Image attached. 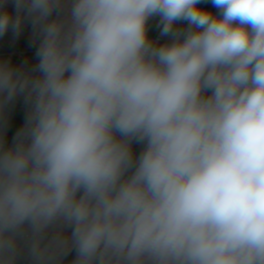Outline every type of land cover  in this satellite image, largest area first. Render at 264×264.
I'll return each instance as SVG.
<instances>
[{
    "label": "clouds",
    "instance_id": "9594fccd",
    "mask_svg": "<svg viewBox=\"0 0 264 264\" xmlns=\"http://www.w3.org/2000/svg\"><path fill=\"white\" fill-rule=\"evenodd\" d=\"M204 2L0 0V264H264V0Z\"/></svg>",
    "mask_w": 264,
    "mask_h": 264
},
{
    "label": "crops",
    "instance_id": "0c3cea01",
    "mask_svg": "<svg viewBox=\"0 0 264 264\" xmlns=\"http://www.w3.org/2000/svg\"><path fill=\"white\" fill-rule=\"evenodd\" d=\"M210 5H212L210 0H205V2L201 4V7ZM6 9L15 14L13 0H7ZM185 23L186 22H180L177 26L182 28V24ZM158 24L159 17L150 18L148 23L149 39L158 44L169 42L171 39L170 37L160 35V27H158ZM19 36L24 48L32 51L31 53L26 54L21 61L22 69L30 70L38 62V58L35 55L36 48L38 47V39L33 34V28L30 22L25 21ZM33 40H37L36 45H33ZM26 114L27 106L24 102L23 96L15 98L4 108L3 113L0 114V128H2L0 135L3 136L6 145L12 144L15 134L24 126ZM71 254L72 252L65 258L64 264H72Z\"/></svg>",
    "mask_w": 264,
    "mask_h": 264
},
{
    "label": "built area",
    "instance_id": "2783aa9c",
    "mask_svg": "<svg viewBox=\"0 0 264 264\" xmlns=\"http://www.w3.org/2000/svg\"><path fill=\"white\" fill-rule=\"evenodd\" d=\"M9 34L11 38L3 42L0 39V62L7 61L11 66L22 69L21 61L26 54L32 51L24 48L20 36H14L11 29H9ZM2 128H0V133ZM22 264H27V261Z\"/></svg>",
    "mask_w": 264,
    "mask_h": 264
},
{
    "label": "trees",
    "instance_id": "16d2710c",
    "mask_svg": "<svg viewBox=\"0 0 264 264\" xmlns=\"http://www.w3.org/2000/svg\"><path fill=\"white\" fill-rule=\"evenodd\" d=\"M202 8H205L207 10L212 11L214 14H217V15L219 14V10L216 9L213 5L205 6ZM186 27H187V22L185 24H182V28H186ZM10 38H11V35L9 34V31H7L3 36H0V39L3 42H5L6 40H8ZM143 147H144L143 144L133 143V150L136 153V155H139V153L143 150ZM71 257H72V261H73V259L75 257V252H72Z\"/></svg>",
    "mask_w": 264,
    "mask_h": 264
}]
</instances>
